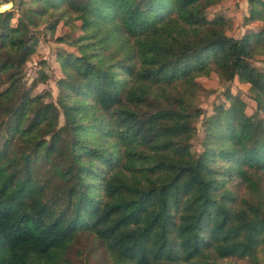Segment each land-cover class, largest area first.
Wrapping results in <instances>:
<instances>
[{
    "label": "trees",
    "instance_id": "16d2710c",
    "mask_svg": "<svg viewBox=\"0 0 264 264\" xmlns=\"http://www.w3.org/2000/svg\"><path fill=\"white\" fill-rule=\"evenodd\" d=\"M8 1L0 264H72L84 236L90 264H264V69L253 63L264 0H247L238 37L207 15L221 0ZM60 24L68 32L54 40L72 50L56 48L59 93L47 101L25 69L41 26ZM211 74L229 107L206 120L194 154L199 79ZM233 81L259 117L234 108Z\"/></svg>",
    "mask_w": 264,
    "mask_h": 264
},
{
    "label": "rangeland",
    "instance_id": "374dc122",
    "mask_svg": "<svg viewBox=\"0 0 264 264\" xmlns=\"http://www.w3.org/2000/svg\"><path fill=\"white\" fill-rule=\"evenodd\" d=\"M246 12L247 0H221L208 8L207 15L209 18L214 15L224 16L227 23L226 33L230 36L238 37L248 28L243 22ZM259 26L260 22H254L249 25L250 28L254 29H257ZM67 32V27L61 24L55 29L54 34H51L49 30L41 26L40 32L37 33V46L26 65L24 78L27 86L32 87L33 94H43L44 99L47 101H56L59 93L56 85V79L60 75L55 61L56 48L61 46L69 51L72 50L70 46L59 44L54 39ZM76 34L75 32L72 35L76 36ZM253 63L257 67L264 69V55L257 56ZM40 75L44 76L40 77ZM199 80L202 90L197 93L195 99L194 110L198 114V120L195 123L197 130L191 146V151L194 154L200 152L202 149V140L206 131L205 129L208 126L206 125V120L210 118V116L215 117L219 112L226 113L227 107H229V103L225 100L223 95L226 85L225 82H222L215 74H211L207 77L201 76ZM230 89L233 94L240 96V101L234 103V108L236 107L239 109L243 104L248 114H257L258 117L261 115L260 111L256 113L258 104L251 98L248 87L245 84L233 81L230 83ZM245 103L246 106H244ZM219 107L221 108L218 110ZM229 112L231 115L230 110ZM92 244L90 238L85 236L79 237L69 249V257L71 258L72 264H90L87 263L88 261L86 262L85 257H88L86 251L87 249L91 250ZM93 251L94 253H100L97 252L100 251L99 249L97 251L93 249Z\"/></svg>",
    "mask_w": 264,
    "mask_h": 264
},
{
    "label": "clouds",
    "instance_id": "9594fccd",
    "mask_svg": "<svg viewBox=\"0 0 264 264\" xmlns=\"http://www.w3.org/2000/svg\"><path fill=\"white\" fill-rule=\"evenodd\" d=\"M12 7H13V4L11 2H9V3H0V14L11 10Z\"/></svg>",
    "mask_w": 264,
    "mask_h": 264
},
{
    "label": "built area",
    "instance_id": "2783aa9c",
    "mask_svg": "<svg viewBox=\"0 0 264 264\" xmlns=\"http://www.w3.org/2000/svg\"><path fill=\"white\" fill-rule=\"evenodd\" d=\"M9 2H11V1H8V0H0V3H9Z\"/></svg>",
    "mask_w": 264,
    "mask_h": 264
}]
</instances>
